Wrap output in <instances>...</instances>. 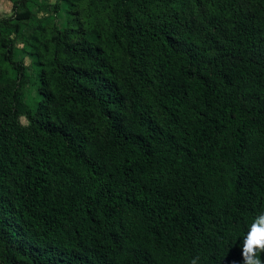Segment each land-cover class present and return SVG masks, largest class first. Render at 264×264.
Instances as JSON below:
<instances>
[{
  "label": "trees",
  "instance_id": "16d2710c",
  "mask_svg": "<svg viewBox=\"0 0 264 264\" xmlns=\"http://www.w3.org/2000/svg\"><path fill=\"white\" fill-rule=\"evenodd\" d=\"M93 3L95 37L51 29L34 106L10 38L29 12L0 19V264H243L264 211V0Z\"/></svg>",
  "mask_w": 264,
  "mask_h": 264
},
{
  "label": "rangeland",
  "instance_id": "374dc122",
  "mask_svg": "<svg viewBox=\"0 0 264 264\" xmlns=\"http://www.w3.org/2000/svg\"><path fill=\"white\" fill-rule=\"evenodd\" d=\"M56 2L57 0H0V19L13 18L16 10L22 9V5H25L30 15L10 35L13 39L14 59L25 68L21 92L24 101L30 106H34L38 98L40 66L36 62L45 52L44 47L51 35V29L77 30L80 32L77 39L95 37L100 32L102 13H94L96 9L93 0H59L58 10L54 7ZM0 70L5 77L15 78V72L1 61ZM21 122L25 124L23 118Z\"/></svg>",
  "mask_w": 264,
  "mask_h": 264
},
{
  "label": "clouds",
  "instance_id": "9594fccd",
  "mask_svg": "<svg viewBox=\"0 0 264 264\" xmlns=\"http://www.w3.org/2000/svg\"><path fill=\"white\" fill-rule=\"evenodd\" d=\"M264 253V211L254 216L242 239L241 256L243 264H262ZM190 264H200V257L190 260Z\"/></svg>",
  "mask_w": 264,
  "mask_h": 264
}]
</instances>
